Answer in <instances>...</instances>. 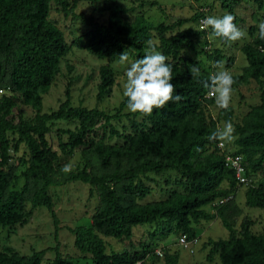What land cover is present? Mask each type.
<instances>
[{
  "label": "trees",
  "instance_id": "16d2710c",
  "mask_svg": "<svg viewBox=\"0 0 264 264\" xmlns=\"http://www.w3.org/2000/svg\"><path fill=\"white\" fill-rule=\"evenodd\" d=\"M51 1L54 0H0V56L8 59L9 85L21 97L22 103L36 112L40 107V94L56 76L59 59L69 51L61 32L47 19ZM72 1L87 2L102 9L103 5L114 0ZM250 1L258 10L264 9V0ZM219 4L225 12L234 16L233 10L238 5V0H219ZM60 6L64 15L71 13L88 28L73 40L72 44L76 48L97 59L109 58L114 61H118L119 55L127 50L136 51V59L145 54L150 38L149 28L138 21L132 25L119 24L118 14L122 12L120 6L108 8L105 24L74 14V4L67 7L64 2H60ZM185 21L175 20L171 26L180 27ZM167 29L168 27L163 26L155 28L158 43L154 45L168 57V63L172 65L171 83L182 99L154 109L148 116L130 114L139 116L140 120L130 122L134 132L126 137L122 145L114 147L95 143L87 134L88 128L102 119V128L108 127L109 136H117V132L108 124L115 116H107L96 109L67 108L66 102H62L56 111L35 114L30 121L18 120L12 115V99L7 96L0 98L1 228L23 225L32 210L39 207L51 212L47 189L54 183L51 173L56 155L49 150L44 134L47 131L46 123L55 119H76L80 127L76 133H70V148L90 150L98 159V163L94 165L85 162L80 171L67 177L69 181H79L97 189L99 205L90 218V224L65 228L73 237L72 247L89 259L88 264H134L145 255L144 252L138 257L135 251L130 254L129 250L105 254V243L102 240L104 236L130 243L134 226L158 223L168 229L172 222L178 232L192 238V225L213 218L212 214L202 208L211 206L215 200L230 194L237 185L232 172L223 166V153L210 150L216 141L209 142L207 139L216 128L205 113V107L211 105L212 100L205 97L207 91L201 81L207 80L210 75L198 67L201 75L194 79L189 68L193 65L197 67L196 62L180 56L181 51L194 47V37L203 34V31L184 28L165 37L163 33ZM248 33L252 38L250 43L240 48L246 61L242 72L243 78L252 79L258 86L259 104L248 111L246 134L242 132L241 138L236 141L238 150L231 154L253 157L252 168L255 169L264 162V40L258 38L256 27H250ZM200 54L212 64L223 60L218 50L207 52L201 49ZM226 62L228 65L229 61ZM1 67L0 74L3 69ZM98 74L96 98L100 99L112 85L113 72L103 65ZM123 107L125 102L122 98L118 110ZM218 114L222 121H230L232 110L220 109ZM236 133L235 131L234 134ZM11 135H16L14 141L8 138ZM10 142L13 151L17 150L19 143H23L29 155L27 166L20 173L23 183L18 188L13 187L15 180L12 181V176L7 171ZM203 152L205 154L201 156ZM110 160H113L114 165L111 172L93 174L86 171L93 167L106 168ZM121 163L124 164L122 168ZM172 171L177 175L175 186L181 188V192H170L161 200L137 203L149 194V189L140 182V177L147 174L159 176ZM222 181H227V190L219 188ZM111 184L121 185V195L112 189ZM126 195L132 201L124 203L123 197ZM26 203L29 207L25 211ZM244 205L264 213V188H246ZM52 224L55 246L52 248L53 257L47 264H83L59 253V228L55 217ZM221 224L227 232V238L207 240L206 244L210 246L208 259L209 256L216 255L220 264H264V227L260 233L253 234L249 230V221L243 222L239 231L224 220ZM45 251H34L24 256L3 246L0 249V264H40ZM162 264H177V256L163 253Z\"/></svg>",
  "mask_w": 264,
  "mask_h": 264
},
{
  "label": "rangeland",
  "instance_id": "374dc122",
  "mask_svg": "<svg viewBox=\"0 0 264 264\" xmlns=\"http://www.w3.org/2000/svg\"><path fill=\"white\" fill-rule=\"evenodd\" d=\"M60 2H64L67 7L74 4L73 13L90 17L97 23L105 24L108 17V8L120 6L122 12L118 14L119 24L132 25L138 21L142 26L149 28L150 38L153 44L157 45V26L168 27L163 33L165 37L176 32L191 28L196 32L203 31L194 37L195 45L192 49L183 50L180 56H185L196 62L197 67L209 75L217 71L211 62H208L200 50L207 52L218 50L223 56L224 68L231 72L236 83L233 85V94L230 108L232 110L231 122L235 126L237 137L234 142L223 144L224 153H233L238 150L236 141L241 138L242 132L246 134L248 125V111L251 107L259 104L260 90L250 78H243L242 68L246 66L244 56L240 52L243 45L250 43L251 36L248 33L250 27H256L260 21L264 20V9L258 10L250 0H238V5L234 8L235 23L247 31L246 38L234 42L229 46L219 40H209V30H201L197 20L200 16L215 15L222 16L225 12L219 4V0H114L103 5L102 9L83 1L54 0L50 2L47 19L61 32L69 51L59 59L58 72L48 88L40 94L39 111L29 105L23 104L18 93L12 91L8 77V59L0 56V98L7 96L12 99V115L16 119L30 121L35 114H48L56 111L62 102H66L67 108L82 107L86 110L96 109L107 116H115L109 120L110 126L117 132V136L110 137L108 127L103 126V120L95 121L92 127L88 128V138L92 142L105 146H119L134 131L130 122L140 120L139 116H131L125 111V107L118 110V104L122 99L121 86L123 73L127 65H122L118 61L109 58L97 59L82 49L76 48L72 42L80 37L88 28L75 18L71 13L64 15ZM178 19L186 20L180 27L171 26L172 22ZM147 49L144 50V52ZM129 62L135 60L136 51L127 50ZM226 61H229L227 65ZM108 66L113 72V82L109 91L100 99L96 98L97 84L99 81L98 70L101 66ZM264 91V86H263ZM212 100V99H211ZM220 109L212 104L205 107L208 118L214 122L215 128H222L224 121L219 117ZM47 131L44 134L46 144L50 151L56 155V162L53 166L51 179L53 184L49 185L47 195L50 199L49 212L44 207L32 210L30 216L23 225L15 224L12 227H0V249L3 246L10 247L19 255L28 256L34 251L46 250L41 257L40 264H47L53 257L52 248L55 246L53 239L52 219H57V243L58 251L62 256H67L80 263L88 264L89 259L80 255L72 247L73 237L65 229L75 226H88L90 218L98 207V194L96 187H91L79 181H69V174L80 171L85 162L94 165L98 163L95 153L90 150L82 151V148H70V133H76L80 127L76 119H55L46 123ZM11 141L16 139V135L8 137ZM9 143V165L7 171L12 176V185L18 188L23 179L20 173L27 166L29 160L28 152L23 143L17 145V150L13 151ZM217 142L210 150L221 151L217 147ZM205 152L202 153L203 156ZM200 156V157H201ZM245 173L248 179L247 186H234L230 194L232 199L219 207L204 206L202 209L213 218L209 221L201 220L198 224L192 225L193 237L197 238V243L193 247L192 253L183 249L177 244V238L186 234L178 232L174 228V223H169V228L161 224H144L132 228L130 243L117 241L111 237H102L105 243V254L111 252H123L129 250L130 254L135 251L138 257L145 252L148 256H143L140 264H162V257H156L152 250L157 248L163 253L175 254L177 264H220L216 255L207 257L209 245L207 240L226 239L227 232L221 224L224 220L234 230L239 231L243 222L249 221V230L253 234H258L264 227V213L255 208H248L244 205V191L248 187L264 188V162L252 168V158L243 155ZM122 164V163H121ZM70 167L69 172L62 169ZM113 160H110L108 167L97 169L87 168L86 171L93 174L113 171ZM124 164L121 165V168ZM177 175L175 172H166L159 176L147 174L140 177V182L149 189V194L137 203L142 204L164 199L170 192L179 191L181 188L175 186ZM112 189L121 195L119 184H111ZM221 190L228 189L227 181H222L219 185ZM13 189V188H12ZM123 202L132 201L130 196L123 197ZM134 201V200H133ZM29 205H24V210ZM213 210V211H212ZM145 250V251H144ZM150 250V251H149ZM139 260V259H138Z\"/></svg>",
  "mask_w": 264,
  "mask_h": 264
},
{
  "label": "clouds",
  "instance_id": "9594fccd",
  "mask_svg": "<svg viewBox=\"0 0 264 264\" xmlns=\"http://www.w3.org/2000/svg\"><path fill=\"white\" fill-rule=\"evenodd\" d=\"M200 27L201 30L210 29L209 40L219 39L229 46L247 36L246 29L239 27L235 23V17L229 13L222 16H206L201 20ZM257 28L258 38L264 40V20L258 23ZM128 62L129 55L123 51L119 55V63L127 65L121 86L126 112L141 117L148 116L154 109L163 108L169 102H179L182 99L176 94L175 85L171 83L172 65L168 63V57L157 50L152 41H148L147 50L142 58ZM212 66L217 71L201 83L207 91L208 98L214 101L215 107L227 111L231 105L233 85L236 81L232 73L224 68L223 61H215ZM189 72L194 79L201 75L200 69L195 65L189 68ZM234 133V124L225 121L223 127L212 131L207 139L209 142L216 141L223 145L235 141L237 137ZM238 159L242 160L243 157ZM62 171L69 172L70 167L65 166Z\"/></svg>",
  "mask_w": 264,
  "mask_h": 264
},
{
  "label": "built area",
  "instance_id": "2783aa9c",
  "mask_svg": "<svg viewBox=\"0 0 264 264\" xmlns=\"http://www.w3.org/2000/svg\"><path fill=\"white\" fill-rule=\"evenodd\" d=\"M202 19L203 18L201 17L197 20V24H198V27L200 29H201L200 22ZM205 97L208 98L207 93H206ZM216 145H217L218 149L223 153V159H222L223 166L232 172V175H233V178H234L236 185L237 186H247L248 185V179H247V176L245 173L244 160L238 159L241 156L238 154L224 153L223 145H221L219 142H217ZM231 199H232L231 194H228V195L221 197V198L215 200L214 202H212L211 207H219V206L227 203ZM196 243H197L196 237L187 238L186 236L182 235V236L177 238V244L180 247H182L183 249L187 250L189 253H192L193 247L196 245ZM152 253L156 257H162V250L161 249L155 248L152 250ZM146 256H148V254ZM140 263H141V261H137L134 264H140Z\"/></svg>",
  "mask_w": 264,
  "mask_h": 264
}]
</instances>
